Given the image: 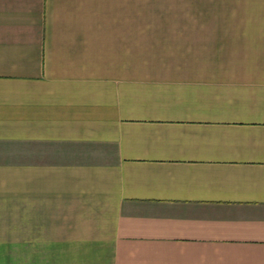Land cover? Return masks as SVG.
<instances>
[{"label": "crops", "instance_id": "obj_1", "mask_svg": "<svg viewBox=\"0 0 264 264\" xmlns=\"http://www.w3.org/2000/svg\"><path fill=\"white\" fill-rule=\"evenodd\" d=\"M141 1L0 0V264H264V24Z\"/></svg>", "mask_w": 264, "mask_h": 264}, {"label": "rangeland", "instance_id": "obj_2", "mask_svg": "<svg viewBox=\"0 0 264 264\" xmlns=\"http://www.w3.org/2000/svg\"><path fill=\"white\" fill-rule=\"evenodd\" d=\"M141 7L143 22L264 24V0H142Z\"/></svg>", "mask_w": 264, "mask_h": 264}]
</instances>
